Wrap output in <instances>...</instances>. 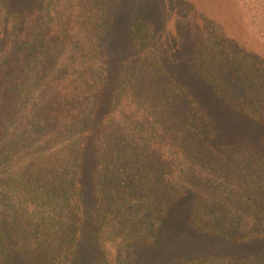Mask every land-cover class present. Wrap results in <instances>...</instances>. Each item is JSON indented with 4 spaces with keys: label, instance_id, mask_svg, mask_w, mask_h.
I'll use <instances>...</instances> for the list:
<instances>
[{
    "label": "trees",
    "instance_id": "1",
    "mask_svg": "<svg viewBox=\"0 0 264 264\" xmlns=\"http://www.w3.org/2000/svg\"><path fill=\"white\" fill-rule=\"evenodd\" d=\"M232 2L245 35L192 17L182 59L124 0H0V264L177 229L227 248L167 264H264V0Z\"/></svg>",
    "mask_w": 264,
    "mask_h": 264
},
{
    "label": "rangeland",
    "instance_id": "2",
    "mask_svg": "<svg viewBox=\"0 0 264 264\" xmlns=\"http://www.w3.org/2000/svg\"><path fill=\"white\" fill-rule=\"evenodd\" d=\"M124 3L131 15L152 17L156 27L164 34L162 42L168 51L176 52V57L182 59L186 57L187 51V19L192 17L195 20L210 17L222 22L229 38L245 35L244 24L239 23L232 0H124ZM256 47L255 44L254 48ZM177 230L155 240V243L142 250L131 264H167L172 254L179 250L196 255L200 252L218 253L217 250L227 248L219 239L216 242L197 237L179 240L181 234H178ZM175 241H178L176 248Z\"/></svg>",
    "mask_w": 264,
    "mask_h": 264
}]
</instances>
